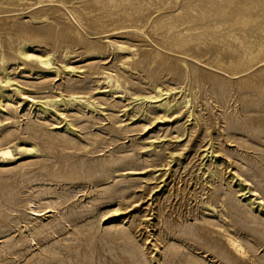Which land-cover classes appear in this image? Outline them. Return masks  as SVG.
Here are the masks:
<instances>
[{
    "label": "rangeland",
    "instance_id": "rangeland-1",
    "mask_svg": "<svg viewBox=\"0 0 264 264\" xmlns=\"http://www.w3.org/2000/svg\"><path fill=\"white\" fill-rule=\"evenodd\" d=\"M1 150L0 264H264V0H0Z\"/></svg>",
    "mask_w": 264,
    "mask_h": 264
},
{
    "label": "bare ground",
    "instance_id": "bare-ground-1",
    "mask_svg": "<svg viewBox=\"0 0 264 264\" xmlns=\"http://www.w3.org/2000/svg\"><path fill=\"white\" fill-rule=\"evenodd\" d=\"M46 58H48V55H46ZM40 62H41V64H45V65H47L48 63H49V60L48 59H42L41 58V60H40ZM0 154H2V155H10V152H9V150H1L0 151ZM231 245L237 250V251H239V252H243L242 250H241V247L238 245V243L236 244V242L234 241V240H231Z\"/></svg>",
    "mask_w": 264,
    "mask_h": 264
}]
</instances>
